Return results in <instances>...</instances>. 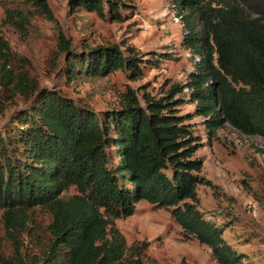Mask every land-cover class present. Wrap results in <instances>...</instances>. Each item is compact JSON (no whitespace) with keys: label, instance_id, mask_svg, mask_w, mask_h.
<instances>
[{"label":"trees","instance_id":"16d2710c","mask_svg":"<svg viewBox=\"0 0 264 264\" xmlns=\"http://www.w3.org/2000/svg\"><path fill=\"white\" fill-rule=\"evenodd\" d=\"M25 1L7 10L19 29L34 14L54 20L47 0ZM170 1L184 27L182 46L201 61L160 99L146 95L144 107L130 91L119 109L98 113L42 88L0 33V114L8 100L22 98L26 105L0 129V224L13 233L43 210L50 236L41 256L23 257L17 249L0 264H146L143 249L128 247L115 224L132 217L142 201L169 210L217 264H250L200 209L197 189L211 182L201 175L197 153L204 145L193 120L203 117L209 139L226 125L264 138V0ZM69 5L74 13L123 20L119 0ZM59 52L60 74L69 83L97 82L118 71L135 80L147 63L127 45H86L77 52L63 35ZM188 104L195 111L183 115Z\"/></svg>","mask_w":264,"mask_h":264},{"label":"rangeland","instance_id":"374dc122","mask_svg":"<svg viewBox=\"0 0 264 264\" xmlns=\"http://www.w3.org/2000/svg\"><path fill=\"white\" fill-rule=\"evenodd\" d=\"M47 1L54 20L34 14L30 25L21 30L7 19V10L26 1L0 0V33L12 52L24 58V70L42 88L59 90L98 113L119 109L130 91L144 107L146 95L160 99L171 85L184 84L195 67L189 50L182 46L184 27L170 0H119L125 4L122 21H113L108 15L103 19L95 12L74 13L69 0ZM61 35L77 52L86 45L131 47L147 62L141 66L142 76L132 80L118 71L97 82L65 81L60 74L64 59L59 52ZM171 55L172 60H167ZM7 105L0 114V129L11 122L15 111L26 107L22 98L8 100ZM194 111L190 104L180 110L183 115ZM193 122L204 145L197 153L204 161L201 175L211 182L197 189L200 209L207 220L224 228L225 239L246 256V262L264 264V138L247 137L226 125L209 139L203 117H195ZM70 193L75 194V189ZM30 219L25 229L13 233L0 224V257L11 256L17 249L23 257L41 256L49 244V216L35 210ZM115 224L128 247L143 249L146 264H217L211 249L187 238L167 209L142 201L132 217Z\"/></svg>","mask_w":264,"mask_h":264},{"label":"built area","instance_id":"2783aa9c","mask_svg":"<svg viewBox=\"0 0 264 264\" xmlns=\"http://www.w3.org/2000/svg\"><path fill=\"white\" fill-rule=\"evenodd\" d=\"M178 22H181V19H177ZM189 55L193 58V61L195 62V65L201 61L200 57L198 55H194L191 51H189Z\"/></svg>","mask_w":264,"mask_h":264}]
</instances>
